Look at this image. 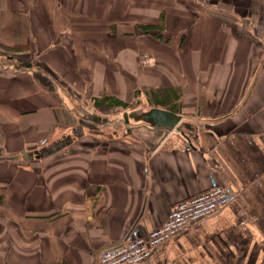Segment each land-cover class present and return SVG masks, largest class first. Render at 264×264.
Wrapping results in <instances>:
<instances>
[{
    "label": "crops",
    "instance_id": "crops-1",
    "mask_svg": "<svg viewBox=\"0 0 264 264\" xmlns=\"http://www.w3.org/2000/svg\"><path fill=\"white\" fill-rule=\"evenodd\" d=\"M214 186L138 264H264V0H0V264H101Z\"/></svg>",
    "mask_w": 264,
    "mask_h": 264
},
{
    "label": "built area",
    "instance_id": "built-area-1",
    "mask_svg": "<svg viewBox=\"0 0 264 264\" xmlns=\"http://www.w3.org/2000/svg\"><path fill=\"white\" fill-rule=\"evenodd\" d=\"M231 199L230 193L220 186H214L191 198L178 202L171 210L167 221L147 235L131 232L123 242L104 250L101 264H138L147 259L153 249L177 235L185 228L213 214Z\"/></svg>",
    "mask_w": 264,
    "mask_h": 264
},
{
    "label": "trees",
    "instance_id": "trees-1",
    "mask_svg": "<svg viewBox=\"0 0 264 264\" xmlns=\"http://www.w3.org/2000/svg\"><path fill=\"white\" fill-rule=\"evenodd\" d=\"M139 27L144 31V32H151L152 30H163L164 29V23H163V19H162V22L159 24V25H152V24H140ZM161 37V35H159ZM116 100V99H115ZM113 97H102V98H97L96 97V101H95V104L96 105H102L104 104L105 102H109L111 105H113L114 102L118 103L119 105L121 106H124V107H131L129 106L128 103L124 102V101H121V100H116L115 101ZM164 102H166L164 100Z\"/></svg>",
    "mask_w": 264,
    "mask_h": 264
},
{
    "label": "water",
    "instance_id": "water-1",
    "mask_svg": "<svg viewBox=\"0 0 264 264\" xmlns=\"http://www.w3.org/2000/svg\"><path fill=\"white\" fill-rule=\"evenodd\" d=\"M154 113H162L164 115L162 121H156L154 124L156 125H169L170 127H174L176 125V122L180 118L175 112L173 111H166V110H156V111H151V112H144L142 113V117L144 119L152 121V114ZM167 117V118H166ZM164 118H166L164 120Z\"/></svg>",
    "mask_w": 264,
    "mask_h": 264
},
{
    "label": "rangeland",
    "instance_id": "rangeland-1",
    "mask_svg": "<svg viewBox=\"0 0 264 264\" xmlns=\"http://www.w3.org/2000/svg\"><path fill=\"white\" fill-rule=\"evenodd\" d=\"M135 105L133 106V107H131L129 110H128V113L130 112V111H132L133 109H135ZM120 110H118V109H113L112 111H111V113L110 114H108V115H114V114H117L118 112H119ZM125 115H127V113L125 114ZM116 116V115H115ZM127 118V117H126Z\"/></svg>",
    "mask_w": 264,
    "mask_h": 264
}]
</instances>
